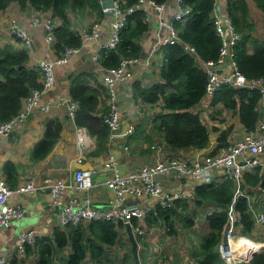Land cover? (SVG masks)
<instances>
[{
    "label": "trees",
    "instance_id": "16d2710c",
    "mask_svg": "<svg viewBox=\"0 0 264 264\" xmlns=\"http://www.w3.org/2000/svg\"><path fill=\"white\" fill-rule=\"evenodd\" d=\"M11 1H16L20 8L30 5L36 10H51L53 15L61 19L59 23L54 22L52 27V48L56 55H60L66 47L80 46L82 43L81 33L70 23V9L72 11L88 9L89 12L95 11L98 16L105 13L99 0H0V9H4ZM124 1L121 3L122 8L137 2ZM252 1L262 12L264 28V0ZM183 4L189 7V13L183 19L173 20L180 41L160 45L164 57L160 68L161 80L142 84L139 79H134L131 90L132 97L138 104H160V109L150 118L151 130L159 138L157 145L200 149L209 144V131L199 113L191 109L200 102L207 81V75L197 58L216 59L219 54L220 38L210 15L214 0H183ZM227 14L240 33L233 55L238 71L250 80L263 77L264 36L261 38L254 33L255 25L249 19V1L227 0ZM148 27L145 10L135 8L125 13V23L119 33L120 39L115 47H106L99 52L96 59L99 66L105 69L117 65L122 57L139 56L142 48L139 40ZM182 42L193 45L197 56L188 52ZM27 51L25 47L15 48L11 43H5L0 48V121L14 115L20 109L22 99L33 88L40 86L39 69L36 66H26ZM87 75L94 78L92 73L84 76L80 72L74 74L69 80L67 92L79 104L74 115L75 124L85 127L95 136L96 150L93 151L95 153L102 149L106 150L109 140V128L103 121V113H97L98 103L106 99L107 94L101 82H96L94 78L95 83H91ZM261 96L262 92L257 87H233L224 84L213 94L211 103L219 102L225 108L232 109L238 114L245 130L249 131L255 128L260 118L258 103ZM146 121L130 134V142L145 129ZM61 128L62 123L58 118L45 119L43 134L31 147L30 160L38 161L52 150L60 136ZM228 135L229 128L223 129L210 152L215 153L221 147H225L228 144ZM145 138L149 148L156 145L151 133L146 134ZM0 171L10 187L17 184L18 169L13 161L5 160ZM243 179L245 183L251 185L257 183L259 191L264 193V176L260 166L246 171ZM233 190V182L227 178L202 182L193 185L195 198L192 201V208L185 199H177L166 207L154 205L144 219L147 226L162 225L165 231H148V236L159 248V253L151 255L153 261L160 262L170 255L171 259L167 264H182L178 262L180 251L172 252V236L178 235L180 226L195 228V216L202 213L205 218V229L200 234L196 232L197 236L189 247V253L199 264H225L220 256L218 243L222 239L227 222V208ZM235 209L240 228L238 233L252 236L256 224L245 196L236 199ZM261 210L264 211V205ZM123 235L125 242L129 243L120 222L90 220L77 225L67 224L63 228L53 229L54 242L45 236L37 237L33 245H27L26 255L36 253L34 264H53L54 257L59 255L64 264H84L87 258L91 262L89 264H115L119 258H122L123 264H132L135 261L130 247L128 252L123 253L124 255L116 252L118 245L120 247L124 245ZM143 244L144 248L140 246L138 252L140 262L147 264L145 255L150 246L147 242ZM63 249H67V252ZM162 254L165 255L160 257ZM246 264H264V248L255 252Z\"/></svg>",
    "mask_w": 264,
    "mask_h": 264
},
{
    "label": "built area",
    "instance_id": "2783aa9c",
    "mask_svg": "<svg viewBox=\"0 0 264 264\" xmlns=\"http://www.w3.org/2000/svg\"><path fill=\"white\" fill-rule=\"evenodd\" d=\"M124 2V0H113V13L110 19L111 29L106 42L107 48L115 47L118 43L120 29L125 23V13L135 8L147 11V8L151 6L161 14L162 11L168 8L167 0L163 2L137 0L134 4L122 8L121 3ZM225 2V14L222 12V6L218 0H214L210 11L215 31L220 38L219 54L216 59L202 60L201 58H197L207 75L202 98H211L224 84L233 87H257L261 92L264 91V76L250 80L237 69L233 55L234 46L240 37V33L227 14V0ZM172 3L175 7L172 13L165 17L160 15L156 24L153 22L156 25L158 45L180 41L178 30L173 24V20L183 19L190 9L183 4V0H172ZM53 18L56 17L51 16L45 19L42 26L45 41L50 46H52L53 42ZM146 20L148 21L147 12ZM38 23H40V18L37 16L33 17L32 24ZM8 28L21 41L23 47L30 51L32 36L28 30L20 26L16 21L10 22ZM84 35L95 38L97 36V24L92 26L90 33H84ZM82 44L83 42L80 46L66 47L60 55H56L53 58L42 57L35 61L34 66L40 71V86L33 88L22 99L21 107L14 115L5 121H0V137L11 136L14 130L22 127L28 116L35 109L45 111L49 109L51 101H45L42 98V94L53 89L56 66L68 63L71 56L78 53L81 49ZM182 45L188 52L197 56L193 45L186 42H182ZM98 56L99 53H96L94 58L97 59ZM225 60L230 63L228 71L220 67ZM141 62L139 56L122 57L117 65L103 69L101 83L105 86L107 95L105 99L106 110L103 112L102 117L109 128V138L113 136L114 131L120 124L117 83L128 77H132L134 67ZM54 100L53 102L60 100L62 104L66 105L68 117L74 120L75 111L79 106L78 101L72 98L67 91L64 94L60 92L55 94ZM134 129L135 127L130 125L125 133L130 135ZM75 134L79 148L83 152L95 146L85 127L76 125ZM263 151L264 115L253 130H246L241 137L229 142L225 147H221L215 153L202 157L195 156L189 158L184 155L167 154L153 162L138 164L128 171L122 172L117 159L110 154L106 164L110 168V174L100 182L112 190L114 201H110L104 207L96 204L88 193L90 188L98 184L94 180V168L78 167L74 170L68 181L60 178H47L44 184H39L33 178H27L24 184L15 188L7 184L0 172V228L22 214V205L19 202L9 201V196L13 191L33 193L39 188H44L50 194L51 201L54 204L61 202V198L66 191L75 190L81 193L80 196H72L61 205L58 215L61 226L67 224L77 225L90 220H109L116 223L120 222L124 229L125 224L128 223L132 228L138 248L141 246L143 249V242H147L148 233L147 223L144 218L154 205L159 204L166 207L172 205L177 199H185L190 203L189 207L192 208V201L195 198L192 191L193 185L190 188L187 186L188 190L183 187H179L177 190L165 189L159 178L160 176H168L177 182L193 179L196 182L195 184L227 178L233 181L234 190L227 208V222L229 223L227 241L223 243L221 239L218 243V250L225 264L247 263L252 257L251 252L261 251L264 248V242L254 245L247 236L236 233L235 226L238 221V213L235 209V202L239 196H245L255 224L264 225V211L257 210L252 203L250 191L248 192L243 179L246 171L254 169L257 166H260L264 172V159L261 158L262 156L260 157ZM215 169H219L222 172L221 177L217 179L211 178V172ZM144 198L147 200L143 204L142 199ZM203 215L202 213H198L195 218L198 219ZM195 222L198 223L196 220ZM163 231L165 230L163 229ZM34 239V231H21L18 233L14 240V246L10 248L9 252L6 254L0 252V264H6L14 253L23 252L25 245L32 243ZM238 244L241 246L240 248H238ZM157 253H159V249L153 251L150 247L147 248L145 255L147 264H167L170 261L171 256L168 255L167 259L163 258L160 262H154L151 255ZM163 255L165 254H162L160 257ZM140 264L142 263L140 262Z\"/></svg>",
    "mask_w": 264,
    "mask_h": 264
},
{
    "label": "crops",
    "instance_id": "0c3cea01",
    "mask_svg": "<svg viewBox=\"0 0 264 264\" xmlns=\"http://www.w3.org/2000/svg\"><path fill=\"white\" fill-rule=\"evenodd\" d=\"M248 1L250 4V15L255 25L254 33L262 38L264 36L262 12L254 6L252 0ZM167 2L168 8L162 11L161 14L151 6L147 8L146 12L149 27L139 40L142 47L139 57L142 62L134 67L132 77H128L117 83L120 124L114 131L113 136L109 138L107 149H102L95 153L93 152L96 150L95 136L89 133L95 145L92 149L86 152L80 150L75 134L76 125L74 120L68 117L66 105L62 104L60 100L56 102H53V100L55 94L59 92L64 94L65 91H68L69 80L74 74L79 72L82 73V76L92 73L95 81L101 82L103 69L99 66L94 55L99 53L103 48H106V42L111 29V15L104 13L102 16H98L95 11L89 12L88 9L83 11L79 9L72 11L70 9V23L74 29L81 33L83 44L78 53L71 56L68 63L56 66L53 89L42 94V98L45 101H51L49 109L46 111L35 109L28 116L21 128L14 130L9 137H0V170L2 163L8 159L13 161L18 169L17 184L12 188L24 184L27 178H33L39 184H44L47 178H60L68 181L76 168H94V180L98 184L90 188L88 193L92 196L96 204L104 207L110 201H114L112 190L100 182L104 177L110 174V168L106 166L110 154L117 159L121 171L125 172L138 164L141 165L146 162H153L163 154L164 150H166L168 154L184 155L189 158L208 155L211 153L210 151L215 146L216 139L223 129L229 128V135L227 137L228 143L241 137L245 133L246 130L240 122L238 114L234 113L232 109L225 108L219 102L212 104V97L209 99L203 97L200 102L191 109L192 111L198 112L203 122L207 125L209 131V144L200 149L195 147L170 148L161 144L164 148L158 151L159 145H157V143L159 142V138L151 130L152 121L150 118L156 110L160 109V104L141 105L136 103L132 97L131 85L134 79H139L142 84H150L153 81L161 80L160 68L163 64L164 57L160 45L157 44L155 24L160 15L164 17L168 16L175 8L172 0H167ZM218 2L222 6V12L225 14V0H218ZM52 15L53 13L51 10H36L30 5L20 8L16 1H11L4 9H0V48L5 43H11L15 48L23 47L21 41L17 39L8 28L10 22L16 21L20 26L26 28L32 36L31 50L27 51L28 60L26 61V66L33 67L35 61L42 57H55L56 53L52 46L45 41L42 30L44 20ZM35 16L40 18V23L32 24L33 17ZM52 17L56 16L53 15ZM56 18H53L54 22L59 23L61 19L58 17ZM153 22L155 24H153ZM94 24H97V36L95 38L87 37V35L85 36L84 33H90ZM87 64H90L91 67L86 68ZM220 67L228 71L230 69V63L225 60ZM87 77L89 78L88 75ZM94 78H89L91 83H95ZM105 110L104 98L97 105V113H103ZM258 110L260 111V118L257 120L256 124L259 123L264 115V91H262V96L258 103ZM139 113H141V115H139ZM47 117H55L61 121L62 128L60 136L52 150L44 158L38 161H32L30 160L31 147L42 136L44 121ZM144 121H146L144 125L147 124L144 127L145 129H142L138 137H135L130 142V135L125 133L127 128L133 125L136 129L137 126L141 125ZM148 133H151L156 144L155 146H150V148L148 147V142L145 140V135ZM260 157L264 159V151L261 153ZM261 173L264 176L262 169ZM221 174V170L215 169L211 172V178L217 179L221 177ZM159 178L165 189L177 190L179 187H183L188 190V188L196 183L193 179L177 182L168 176L162 175ZM244 184L248 192L250 191L252 203L257 205V210H261L262 205H264V193L259 191V185L257 183L251 185L245 182ZM187 186L188 188H186ZM80 194V192L75 190L66 191L61 198V202L53 204L50 194L44 188H39L33 193L13 191L9 196V201L19 202L22 205L23 211L19 217L14 218L16 221L12 219L7 225L0 228V252L3 254L8 253L10 248L14 246L16 235L21 231H34L35 239L32 243H27L25 245V250L23 252L14 253L8 259L7 264H13L14 262H16L14 264H34L36 253L33 252L26 255L27 245H33L36 238L39 236H45L53 240V229L55 227L63 228L58 220L62 203L72 196L79 197ZM146 200V198L142 199V203H146ZM195 220L198 221L195 228H198L199 223L205 225V218L203 216L198 219L195 218ZM123 230L127 235L125 228ZM239 230L240 228L237 224L235 226V231L238 235L242 234L238 233ZM197 232L200 234L199 231ZM202 232L203 231H201V233ZM195 234L196 231H179L178 235L172 238V245H174L172 251H180L179 263L199 264L189 253V247L196 239ZM245 236H247L254 245L264 242V225H255L252 236ZM122 240L124 241L123 246H125L127 241L125 242L126 239L124 235ZM186 242H188V244ZM147 243L151 250L155 251V249H159L156 246V242L150 239L148 233ZM128 245H130L128 247H130L131 250L130 240ZM240 247L241 246L238 244V248ZM67 249H63V251L67 252ZM13 259H15V261L12 262ZM89 263L91 262L87 258L84 264ZM53 264H64L63 260L60 259V255L54 257Z\"/></svg>",
    "mask_w": 264,
    "mask_h": 264
},
{
    "label": "water",
    "instance_id": "95a60500",
    "mask_svg": "<svg viewBox=\"0 0 264 264\" xmlns=\"http://www.w3.org/2000/svg\"><path fill=\"white\" fill-rule=\"evenodd\" d=\"M99 2H100L102 10H104L105 13H107L109 15H111L113 13V11H112V7L114 5L113 0H99ZM228 227H229V223L226 222L224 229H223V233H222L223 243H225L227 241ZM125 230H126V233L128 235V238L131 242V252H132L135 264H140L139 255H138V244H137L136 238L134 236V233L132 231V228L130 227V225L128 223L125 224ZM254 253H255V251H252L251 255H253Z\"/></svg>",
    "mask_w": 264,
    "mask_h": 264
},
{
    "label": "rangeland",
    "instance_id": "374dc122",
    "mask_svg": "<svg viewBox=\"0 0 264 264\" xmlns=\"http://www.w3.org/2000/svg\"><path fill=\"white\" fill-rule=\"evenodd\" d=\"M249 19H251L252 20V16L249 14ZM91 67V65L90 64H87L86 65V68H90ZM79 70V69H78ZM164 147H162L161 145H159L158 146V151L160 150V149H163ZM167 151L166 150H164V152H163V154L160 156V157H163V156H165V155H167L168 153H166ZM146 163H148V162H146ZM13 221H16L15 219L13 220ZM200 225V226H199ZM199 225H198V228H181V226H180V229L178 230V231H199L200 233H201V231H204L203 229H204V225H201L200 223H199ZM147 231H152V232H154V231H163V226L162 225H158V224H152V225H150V226H147ZM148 234H149V232H148ZM195 236H197V234H195ZM187 244H188V242H186ZM129 245H128V242L126 243V245L125 246H117V249H116V252H120L121 254H123L125 251H128V249H129V247H128ZM124 255V254H123ZM138 255H139V252H138ZM119 258V257H118ZM127 263H128V261H126ZM130 262H132V261H130ZM124 262H123V260H122V258H119V259H117V261L115 262V264H123ZM132 264H135V262L133 263L132 262Z\"/></svg>",
    "mask_w": 264,
    "mask_h": 264
}]
</instances>
